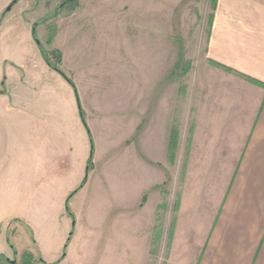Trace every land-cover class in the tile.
<instances>
[{"label":"crops","instance_id":"0c3cea01","mask_svg":"<svg viewBox=\"0 0 264 264\" xmlns=\"http://www.w3.org/2000/svg\"><path fill=\"white\" fill-rule=\"evenodd\" d=\"M9 2L2 0L0 15ZM207 43L191 103L186 95L179 105L155 103L153 90L145 110L134 108L130 129L116 136V184L109 180L108 188L117 192V215L99 221L97 243L84 252L82 264H264V0H217ZM40 52L44 76L22 62L11 64L7 55L0 60V155L10 165L34 161L36 176L29 183L45 190L57 173L67 172L77 151L81 181L92 143L74 88L69 91ZM62 88L63 108L57 104ZM123 155H131L132 167L143 175L137 186L124 183ZM175 175L181 183L168 237L167 224L157 231L158 214L168 206L163 187ZM78 182L63 188L58 209L70 225L54 246L42 228L48 217L37 226L15 214L0 219L23 220L32 228L40 264L70 263L76 223L64 199ZM126 188H137L141 198L137 191L127 199ZM73 209L80 223L84 207ZM5 241L0 233V247Z\"/></svg>","mask_w":264,"mask_h":264},{"label":"rangeland","instance_id":"374dc122","mask_svg":"<svg viewBox=\"0 0 264 264\" xmlns=\"http://www.w3.org/2000/svg\"><path fill=\"white\" fill-rule=\"evenodd\" d=\"M12 2L13 9L7 10ZM216 3L214 0H10L0 15V60L7 55L11 64L22 62L27 71L30 69L35 76H44L42 65L37 63V54L42 50L44 58L45 52L60 66L75 87L48 64L65 79L69 91L74 88L92 135L91 155H94L92 167L88 174L84 171L81 181L75 175L78 168L74 163L79 161L80 154L77 151L70 156V168L65 173H57L55 182L45 189L46 192L29 183L36 176L34 161L10 165L7 156L0 155V219L15 214L37 226L43 216L48 217L49 222L42 228L53 237L54 246L70 225L66 214L58 209L61 195L65 193L63 188H70L79 181L67 193L65 208V200L68 201L87 176V184L84 186V183L69 200L77 224L73 241L68 246L69 264H82L84 252L97 243L99 221L117 215V192L115 188H108L109 180L116 178V136L120 132L124 136V131L130 129L131 117L136 114L134 108L138 105L139 110H145L153 90L155 103L179 105V99L182 103L185 95L187 103H191L195 76L206 58ZM34 38H38L39 43L34 42ZM5 65L9 64L3 62L4 68ZM63 90L58 89L57 104L61 108L67 106ZM141 114L145 120L146 112ZM131 164V155H123L124 183L137 186L135 180L141 181L143 175ZM16 179L20 184L12 181ZM180 183L175 175L163 187L168 206L158 214L157 231L162 233L167 224L168 237L171 230L168 221L176 210ZM103 184H107L106 187ZM124 191L130 200L138 192L139 198L142 195L137 188ZM75 204L84 207V214L81 212L84 219L80 223L73 209ZM0 233L6 240V246L0 247V251L6 252H0V264H40V255L32 242L33 230L23 220L12 218L0 223Z\"/></svg>","mask_w":264,"mask_h":264},{"label":"trees","instance_id":"16d2710c","mask_svg":"<svg viewBox=\"0 0 264 264\" xmlns=\"http://www.w3.org/2000/svg\"><path fill=\"white\" fill-rule=\"evenodd\" d=\"M214 3H216V0H214ZM211 20H212V17H211ZM44 55H45V59L47 61V63L53 67L54 69H56L59 73H61L72 85L73 87H75L74 83L72 82V80L61 70L60 66L58 64H55L51 61L50 57L48 56L47 53L44 52ZM57 55L58 57H61V54L59 53V51L57 52ZM80 113H81V116H82V120L86 126V128L88 129L89 133H90V137H91V141H92V135H91V132H90V129H89V126L87 125L86 121H85V118H84V115H83V111L80 109ZM92 158H93V155H91L90 159H89V163H88V171L89 169L92 167ZM88 174V172H87ZM87 180V178L84 179V182L82 183V185L77 188L68 198V201H67V210L68 212L71 214V216L74 218L73 216V213L71 212L70 210V207H69V200L70 198L73 196V194H75L77 191L80 190V188L83 186V184L85 183V181ZM145 200V199H144Z\"/></svg>","mask_w":264,"mask_h":264},{"label":"water","instance_id":"95a60500","mask_svg":"<svg viewBox=\"0 0 264 264\" xmlns=\"http://www.w3.org/2000/svg\"><path fill=\"white\" fill-rule=\"evenodd\" d=\"M15 2V1H14ZM14 2H12L11 3V5H9L8 7H7V10H10L11 8H12V6L14 5ZM36 40H37V42L39 43V40H38V38H36ZM89 132V131H88ZM90 134V133H89ZM92 148H93V146H92ZM89 163V162H88ZM87 172H88V169H87ZM86 172V173H87ZM86 178H87V176H86ZM66 209H67V203H66ZM68 211V210H67ZM12 262H15V261H12Z\"/></svg>","mask_w":264,"mask_h":264},{"label":"flooded vegetation","instance_id":"af4514ba","mask_svg":"<svg viewBox=\"0 0 264 264\" xmlns=\"http://www.w3.org/2000/svg\"><path fill=\"white\" fill-rule=\"evenodd\" d=\"M25 255H27V256H28V253H25ZM31 257H32V256H31ZM28 259H30V258H28ZM30 260H32V258H31ZM30 260H29V261H30ZM41 260H42V259H41Z\"/></svg>","mask_w":264,"mask_h":264}]
</instances>
